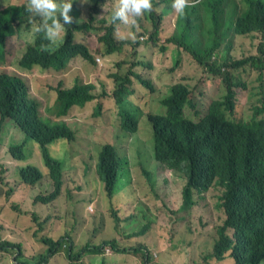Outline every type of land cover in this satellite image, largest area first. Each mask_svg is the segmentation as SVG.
Wrapping results in <instances>:
<instances>
[{"label": "trees", "instance_id": "obj_1", "mask_svg": "<svg viewBox=\"0 0 264 264\" xmlns=\"http://www.w3.org/2000/svg\"><path fill=\"white\" fill-rule=\"evenodd\" d=\"M106 1L96 0L91 5L90 0H72V22L65 26L55 44H49L45 33L33 27L39 25L40 17L25 10L28 0L22 5L10 3L5 7L0 3V64L4 60L7 40L10 37H24L28 42L17 66L29 75V78H25L21 74L0 70V139L3 137L6 143L2 145L0 153V213L8 206L18 216L26 212L19 209L24 198L32 196L35 204H49L65 188L68 200L75 203V223L64 225L53 238L42 235L41 241L46 246L43 250L37 252L33 246H27L23 236L16 232L19 238L15 240L4 232L0 234V253L16 254L15 260L19 264H55L62 256L63 264H87L83 260L84 256L102 254L106 247H110L115 253L131 254L136 261L133 264H168L166 250L174 251L181 258L176 264H264V121L251 126L235 124L243 120L234 117L235 111L226 119L224 115L232 106L231 91L213 102L204 119L196 120L188 116L184 108L187 97L192 94L190 85L185 81L172 84L168 93L162 96L161 102L167 106L166 112H145L153 130L155 163L145 155H139L129 163L109 141L99 151L96 171L91 166L90 157L83 158L82 171H75L66 168V159L52 155V144L64 137L73 138L72 131L66 126L55 124L57 118L68 115L67 109L71 104L84 103L90 99L92 95L88 91L91 85H78L84 81L79 77H74L71 82L66 78L57 80L54 77L50 82L45 80L43 73L37 72V68L55 70L64 66L71 54L81 52L87 56L82 46L71 43L77 34L85 32L86 37L93 38L103 46L104 55L116 57L111 64L110 76L114 78L115 84H122L117 91V113L122 136L137 133L138 112L142 113L131 99L134 93L127 90L128 85L132 89L136 88L133 77L138 81L135 83L152 91L158 85L155 60H145L131 47L137 48L142 43L149 47L150 42L158 43L160 8L164 7L165 1L172 0H152L151 11L137 17L135 25L113 23L109 11L108 15L101 17L102 26H95L94 17L99 15L100 7ZM214 1L189 0L183 15L175 11L179 15L175 30L165 42L182 43L192 64L198 63L206 73L232 71L245 62H264V43L259 47L258 54L250 55L242 47L232 50L233 54L229 51L221 57L217 56L214 51L216 47L209 46V42L215 33L222 30L224 17L217 19L208 4ZM57 2L63 3L64 0ZM84 10L90 13L82 16L80 13ZM168 12V7L163 9V14ZM243 12L246 14L239 24L240 35L263 33L264 19L261 17L264 15V5L253 3L249 11L244 5ZM144 22L151 23L152 27ZM23 27L25 30H22ZM123 27L126 33L118 36L117 32ZM129 50L132 51L133 59L126 62ZM124 65L130 69L122 75ZM137 66L150 69L152 77L144 78L134 69ZM225 79L229 84L233 82L229 75ZM72 84L77 86L72 90L69 89L74 85L66 88V85ZM222 84L224 86V82ZM53 91L59 97V105L55 101L53 106V114L57 118L42 114L50 104L49 99L54 96ZM45 101L46 107L42 110ZM261 103L262 97L252 107ZM30 148L35 149L34 154L27 151ZM39 155L49 170L52 189L32 195L37 183L43 181L44 174H48L33 160ZM14 159L19 161L20 166L17 178L12 180L8 176V165L13 164ZM167 168L183 172L185 181L170 180L165 175ZM144 178L149 201L133 208L130 213L127 203L135 197L136 183L142 182ZM19 192L20 199H17ZM84 202H95L97 208H105L111 223V236H97L98 228L95 227L94 236L84 245L77 246V239L80 238L76 231L80 219L78 210ZM149 207L154 209L150 211ZM193 208L202 211L201 221L211 224L217 234L211 249H202L200 246V262H196L181 245L179 238L186 239V228L192 229L181 218L172 220V224L158 225L161 242L155 245L134 239L149 232L158 223L149 218L150 214L159 215L163 212L172 217L171 214L179 209L188 211ZM30 212L38 225L34 231L36 235H39L47 221L57 216L47 213L42 218L41 213L34 210ZM209 219L212 221L209 222ZM132 220L136 221L137 226L142 225L141 230L125 233L118 238L117 226H121L122 222L126 225ZM0 222L5 224L1 217ZM176 223L181 225L179 229L175 228ZM2 228L3 224L0 223ZM26 248L36 253L26 254ZM102 264L108 263L104 260Z\"/></svg>", "mask_w": 264, "mask_h": 264}, {"label": "rangeland", "instance_id": "obj_2", "mask_svg": "<svg viewBox=\"0 0 264 264\" xmlns=\"http://www.w3.org/2000/svg\"><path fill=\"white\" fill-rule=\"evenodd\" d=\"M25 0H0V3L3 7L7 6L10 3L22 5ZM96 0H90L91 5L94 4ZM80 3V2H79ZM87 7V6H85ZM163 12V8L161 9ZM90 11L84 10L81 11V15H88ZM109 11L104 6L100 7V13L97 16V20L93 22L95 26H102L100 22L101 17L108 15ZM168 20L173 21L174 17L165 16L162 22L157 21L159 26V41L157 44L150 42L149 47L145 43H142L139 47L133 48L132 50L137 51V53L144 57L145 60L154 59L156 66V79L158 80V85L155 87V91L146 90L141 86V84L135 83L138 82L134 77L135 89H132L129 85L127 90L131 93L136 94L131 96L133 101L139 105L142 113L138 112V131L134 135H123L121 134L119 127V116L117 113V107L114 104L112 98L108 97L106 100V105L103 108V111L100 116H95L94 114V102H88L84 107L85 109H78L77 111H72L70 117H68L72 122L67 123L75 132L76 140L74 142H68L67 140L61 139L51 145L50 151L53 156L66 159V168L73 169L75 171H82L84 166L83 158L90 157V163L94 171H96V158L98 163L99 151L101 149V144L109 141V143L115 145L119 152L124 157V160H129V163L132 162L139 155H145L153 163L156 162L155 152H154V138L153 130L150 120L147 117L145 112H152L155 114H164L166 112V107L160 102L162 96H164L169 86L175 80H184L190 85L192 94L190 95L196 103L195 107L186 106V114L192 116V118L197 119L198 116L196 112L202 116L212 100L221 99L225 94V88L221 82V79L218 76L209 77L205 70L202 68L196 67L190 61L191 57L188 52H183L180 56V62L177 66L172 68L171 66V57L175 53L170 54L166 52L162 54L160 51V46L163 44V41L167 39L169 35L174 31L172 24H168ZM148 27H152V24L149 22H144ZM25 30V27L22 28ZM124 27L121 31L117 32L118 36L124 35ZM32 35H30V38ZM239 42L233 41V50L240 48H245L250 55L258 54V45L264 43V33L256 32L247 36H241ZM76 39L79 41L86 42L92 52L94 53L95 58H101L102 65L99 64L96 60V64L87 63L82 59H77L79 62L74 65V73H69L66 69L64 71H55L50 69L49 71H43V69L37 68L38 73H43L45 80L53 81L54 77L58 79L66 78L68 82L74 77H80L85 81H91L97 85V92L102 93L103 90L112 92L115 88V80L110 76V68L112 62L116 60V57L105 56L103 53V46H100L99 43L95 42L93 38H88L85 36V32L76 35ZM28 41L24 37H10L7 40L5 47V56L4 60L0 64V70L9 71L13 74H21L25 78H29L27 72L18 68L17 63L21 58L26 44ZM125 59L126 62H129L133 59L132 51L129 50L126 53ZM174 61L177 60V57H174ZM114 65H112L113 67ZM129 67L124 65L121 69L122 75H125L129 71ZM137 72H140L144 78H151L152 72L146 67L137 66L134 68ZM173 73V71H175ZM66 73V74H64ZM237 75L247 84V87H237L236 88V107L234 117L238 120L246 119L248 120L252 113V104L257 102V99L262 96L261 94V81L258 80V72L250 67L246 69H241L237 72ZM264 84V82H263ZM74 84H72L73 86ZM69 86V85H66ZM54 96L49 99L50 104L48 105L45 111H42L44 116H50L52 118H57L53 113L54 101L57 98V92L53 91ZM90 104L88 107L87 105ZM46 107V101L42 106V110ZM75 107L80 108L81 106L75 105ZM65 118V117H63ZM58 119V118H57ZM57 143V144H56ZM6 144L3 137L0 139V153H2V145ZM101 145V146H100ZM54 146V148H53ZM100 146V147H99ZM54 149V150H53ZM28 152L34 154L35 149L30 148ZM5 157H8L6 155ZM1 158V156H0ZM34 162L37 165H41L43 170L49 174L48 168L44 165L41 156H35ZM144 161L148 162L147 159ZM11 169L9 173L10 178L16 179L18 172L15 171L13 165H8ZM16 172V173H14ZM67 175H70L67 173ZM165 175L172 181L184 182L185 175L181 171L167 168L165 170ZM13 186V185H12ZM52 189L50 178H44L42 182L37 183L31 192L32 195L40 192H47ZM136 194L134 199L128 201L127 206L129 212H132V209L148 203L149 201V191L146 188V179L140 183H136ZM21 195L20 192L17 193ZM34 204V205H33ZM19 209L26 211L15 215L14 211L9 209L8 206L5 207L4 211L0 213V217L5 221L0 222L3 224V228L0 229V234L4 232L6 236L12 238L13 240L19 238V235H22L24 240L27 243V246H33L37 249V252L43 250L46 246L41 241L42 235L45 236H54L59 233V230L66 224L73 225L75 223V214L73 209H75V203H72L67 198V190L64 189V192L54 201L49 204L43 203H34V198L32 196L24 198L22 200ZM84 209V211H83ZM153 207H149V210H153ZM31 210L37 211L42 214V218L51 213L54 220L51 218L44 224L43 229L36 235L34 231L37 229L38 225L32 219ZM79 212V222L76 225V231L79 233L80 238L77 239V246L84 245L89 241L94 235L93 231L95 227L98 228L96 235L99 237H110L111 236V223L107 217V212L105 208H97L95 202L86 204L82 203V208L78 210ZM150 213V212H149ZM202 211L198 208L189 209L188 211H183L179 209L176 213L166 214L161 212L159 215L150 214L149 218L157 224H154L152 229L149 232H146L140 237H134V239H140L146 241L151 245L161 242L159 239V226H165L167 224L174 223L172 220L181 218L186 221L192 229L186 228L185 233H187L186 239H180L181 245L186 248L190 254L194 257L193 259L196 262H200L201 258L199 257L202 253V249L209 250L214 245V240L217 237L215 228L211 224L203 223L201 221ZM83 219L86 220L83 223ZM204 221L207 220L206 217L203 218ZM212 220L209 219V222ZM54 224H59L58 226ZM121 223V226H117V237H122L123 234L134 231L135 233L141 230L142 225H138L135 220L124 225ZM181 225L175 224V228L179 229ZM19 234V235H17ZM53 238V237H52ZM79 241V242H78ZM212 244V246H210ZM112 250V249H111ZM26 254L36 253L33 250L28 248L25 249ZM168 264H176L180 261V257L175 254L174 251L168 252ZM58 256V255H56ZM16 254L12 252L0 253V264H19L15 260ZM161 258L164 259V256L161 255ZM102 259H106L111 264H133L136 263L135 259L131 254L127 253H115L113 250L111 253L106 251L101 254H88L83 257V260L87 264H100ZM64 257H59L55 264H63ZM55 262V261H53Z\"/></svg>", "mask_w": 264, "mask_h": 264}, {"label": "clouds", "instance_id": "obj_3", "mask_svg": "<svg viewBox=\"0 0 264 264\" xmlns=\"http://www.w3.org/2000/svg\"><path fill=\"white\" fill-rule=\"evenodd\" d=\"M107 0L104 3V7L107 9V11H111V20L113 23H119V24H136V18L140 17L144 12L151 11L152 9V0ZM253 3H261L264 5V0H215L214 3L210 4V7L214 10L217 19L219 17H224V26L222 30L218 33H215L210 42L209 46H215V53H217L218 57L223 56V53H228L230 51V54H233V41L234 42H239L241 40V36H247V35H240L241 32L239 31V24L240 21L242 20L244 14L243 12V6H247L248 11L251 8V5ZM189 5V0H172L170 1H165L164 3V8L168 7L169 12L167 14H163L161 11L162 8H160V18L159 22H162L165 18V16H171L173 15L174 17V23L173 21L168 20V24H172L175 30V24L176 20L178 18V13L181 15L184 14L185 8ZM72 7V0H64L63 3L57 2V0H28L27 5H26V11L28 13L33 14L34 16L40 17V23L38 26L34 25L33 27L36 28V31L44 32L46 35L47 40L49 41V44H55L60 36V33L64 30L66 25H70L72 22V16L70 15ZM176 11V12H175ZM57 12L59 13L57 15ZM97 16L95 15V21L97 20ZM62 18V19H61ZM264 19V15L261 17ZM160 30V29H159ZM256 33V32H253ZM264 33V32H263ZM252 34V33H251ZM250 35V34H249ZM72 45L74 46H82L85 51L87 52V56L82 54L81 52H78L76 54H71L66 58L64 66L61 68H55L56 71H64L68 69L67 71L69 73H74V65H76L79 60L77 59H82L83 61L87 63H93L96 64L99 62L100 65H102L101 58H95L94 53L90 49L89 45L84 42V41H79L76 38L72 39ZM263 44L261 42L258 45L259 47ZM27 45V44H26ZM26 48V47H25ZM25 51V50H24ZM160 51L162 54H165L166 52H169L170 54L175 53L174 56L171 57V66L174 68L177 66L180 62V56L183 52H188L186 47L176 41H171V42H165L163 41V44L160 46ZM24 53V52H23ZM107 56V55H105ZM174 57H177V60L174 61ZM196 67L202 68L198 63L195 64ZM247 67H250L258 72V80L262 82L260 84L261 87V94H262V103L256 107H252L253 113L251 117L246 120L243 119L242 121L235 122V124H241V125H254L258 122L264 121V62H257V61H252V62H245L237 67H235L232 71L230 70H225V71H219L217 70L216 73H207L209 77L212 76H218L221 79V82H224V88L225 92H232V95H230V100L232 102V106L230 109L227 110L225 113L224 117L227 119L233 111H235L236 107V88L237 87H247V84L241 79L239 75H237V72L241 69H246ZM176 72L173 71V73ZM66 74V73H64ZM229 75L232 78V83H228L225 79V76ZM80 78V77H79ZM82 79V78H81ZM178 81H184V80H175L170 84V86ZM78 85H91L89 88V94L92 95V97L88 100H86L84 103H73L69 106L67 109L69 111L68 115L59 117L57 122L55 124H60L66 126L70 131L73 133V138L69 139L64 137V140H67L68 142H74L76 140V132L67 124L69 122H72L68 117H70V114L72 111H77L78 109H85V105L92 101L90 104L94 102V114L95 116H100L103 108L106 105V100L108 97L112 98L114 101L115 106L117 107L118 99H117V91L121 87L122 84L117 83L115 84V88L112 92L107 91L106 89L102 91V93L97 92V85L91 81H80V84ZM77 86V85H76ZM75 85L72 87V85L67 86L66 88H70L69 90H72L76 87ZM143 88H145L143 85H141ZM169 86V88H170ZM230 86V89H229ZM146 90L152 91L151 88H145ZM169 91V89H168ZM167 91V93H168ZM153 92V91H152ZM166 93V94H167ZM135 93L132 95L134 96ZM165 94V95H166ZM164 95V96H165ZM191 95V94H190ZM132 99V98H131ZM133 100V99H132ZM56 104L59 105V97L55 100ZM54 101V104H55ZM162 101V98L160 102ZM215 100H212L208 107L206 112L200 116L198 112H196L198 116V120L204 119L210 112V108ZM135 103V102H134ZM162 103V102H161ZM88 104L87 107L90 105ZM136 104V103H135ZM75 105L81 106L80 108L75 107ZM137 105V104H136ZM163 105V104H162ZM191 106L195 107L196 103L194 102L193 98L190 96L187 97V102L184 104V108L186 106ZM54 106V105H53ZM139 107V105H137ZM165 106V105H163ZM167 108V106H165ZM150 113V112H148ZM144 114V113H141ZM65 117V118H63ZM196 119V120H197ZM130 136V135H129ZM58 140V139H57ZM59 143V142H57ZM104 144V143H103ZM101 144V145H103ZM100 145V146H101ZM99 146V147H100ZM102 147V146H101ZM121 154V153H120ZM122 155V154H121ZM13 168H15V171L18 172V167L20 166V163L17 159H14L13 162ZM11 172V169L8 171V176L9 173ZM14 172V173H16ZM48 178L49 174H44V178ZM105 251L107 253H111L112 250L110 247H106ZM103 255V253L101 254ZM106 261L108 264L109 263L106 259H102L101 263L103 261Z\"/></svg>", "mask_w": 264, "mask_h": 264}]
</instances>
